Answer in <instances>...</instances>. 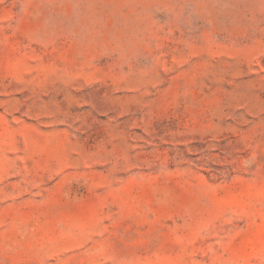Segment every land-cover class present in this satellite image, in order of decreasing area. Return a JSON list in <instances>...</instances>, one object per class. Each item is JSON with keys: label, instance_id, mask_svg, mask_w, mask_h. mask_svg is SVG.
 <instances>
[{"label": "rangeland", "instance_id": "obj_1", "mask_svg": "<svg viewBox=\"0 0 264 264\" xmlns=\"http://www.w3.org/2000/svg\"><path fill=\"white\" fill-rule=\"evenodd\" d=\"M0 264H264V0H0Z\"/></svg>", "mask_w": 264, "mask_h": 264}]
</instances>
